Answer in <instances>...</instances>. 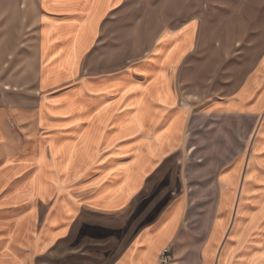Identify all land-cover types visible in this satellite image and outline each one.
<instances>
[{
  "label": "rangeland",
  "instance_id": "374dc122",
  "mask_svg": "<svg viewBox=\"0 0 264 264\" xmlns=\"http://www.w3.org/2000/svg\"><path fill=\"white\" fill-rule=\"evenodd\" d=\"M39 1L0 0V121L20 136L25 129L23 126L27 125L28 206L43 213L49 209L48 205L31 197L35 187L30 183L42 173L38 167L55 165L63 169L55 170L60 172L55 177L62 179L67 192L83 205L95 195L96 187L90 186L91 179L97 178L102 169H95L85 179L88 185H76L71 179L65 181L63 175L71 173L70 168L77 172L101 160H111L114 166L121 168L120 155L134 143L108 147V150L113 149L104 156L99 150L103 131L98 126L102 121L113 116L112 124L109 121L113 138L123 134L125 141H131L133 124L143 126L152 111L144 95L137 91L152 80L150 84L161 86L158 97L168 99L172 95L167 73L155 66L178 61V57H171L169 53L160 61L153 55L161 34L190 22H195L200 29L185 64L170 73L173 89L180 94L178 105L189 107L192 115L202 112L196 109L213 99L208 96L214 95L212 92L222 80H230L231 87H237L264 50V0H123L117 10L108 13L101 41L94 46L91 56L85 57V67L77 77L43 89ZM78 44L81 45L76 43L75 46ZM82 47H86L85 42ZM156 52L161 54L163 50L159 46ZM77 54L64 61L66 68L77 65ZM117 74L123 76L116 80ZM196 93L201 96L199 103L193 101ZM202 94L208 98H203ZM157 113L163 114V110ZM16 119L26 124L19 125ZM42 119L52 121L49 124L52 127L43 126ZM116 126L119 129L114 133L112 129ZM213 126L217 129L218 125ZM172 129L170 125L168 131ZM107 134L109 136L110 132ZM189 150L160 163L157 178L144 185L129 208L111 215L98 208L92 210L85 204L83 209L88 208L90 212L76 219L70 238L49 253L42 264H112L131 240V234L153 223L164 210V213L180 212L183 221L177 240L161 253L159 264H174L176 260L195 264V256L209 237L218 208L214 200L217 170L213 168V161L220 155L206 153L199 158L193 145ZM131 157V153H127L122 161ZM134 163L140 166L141 172L136 178L128 171L125 185L131 190L140 187L141 173L149 170L153 160L138 150ZM64 170L68 171L62 174ZM159 175L160 182L166 175V185L154 184ZM101 195L98 200L104 199ZM114 201L122 199H112Z\"/></svg>",
  "mask_w": 264,
  "mask_h": 264
},
{
  "label": "crops",
  "instance_id": "0c3cea01",
  "mask_svg": "<svg viewBox=\"0 0 264 264\" xmlns=\"http://www.w3.org/2000/svg\"><path fill=\"white\" fill-rule=\"evenodd\" d=\"M122 2L39 1V60L43 65L40 84L43 89L77 77L81 68L85 67V57L89 58L94 46L101 41L109 19L108 13L117 10ZM199 32L195 22H190L161 34L153 55L158 56L160 61L169 53L171 57H178V61L163 65L160 62L159 67L155 66L157 70L163 69L167 73L172 95L168 99L158 97L161 86L158 83L150 84L152 80L150 85H143L137 91L139 95H144L152 111L143 126L132 123L134 131L131 141H125L123 134L113 138L109 130V121L113 122V116L98 126L103 131L99 150L104 156L123 143L134 142L125 154L120 155L121 168L114 166L111 160H101L98 162L100 164L83 167L77 172H72L75 169L70 168L71 173L63 175L65 181L71 179L76 185H88L85 179L95 169H102L97 178L91 179L90 186L96 187L93 189L95 195L90 196L83 205L67 192L62 179L55 177L60 174L55 170L61 168L44 165L38 167V170H42L41 175L30 183L35 187L31 197L48 205L49 209L46 213L40 209H29L27 125L16 119L19 125L21 123L25 127L20 136L7 123L0 121V264H42L49 253L70 238L76 219L90 212L88 208L83 209L85 204H89L92 210L98 208L111 215L129 208L144 185L157 178L158 165L168 162L185 149L190 152V145H193L198 157H204L206 153L220 155L213 161V168L217 170L213 183L214 200L218 208L214 212L209 237L201 246L199 255L195 256V264H264V50L237 87H231L230 80H222L212 92L214 95L208 96L213 99L196 109L202 112L192 115L189 107L178 105L180 94L173 89L170 73L173 70L177 72L185 64ZM83 42L86 47H82ZM76 43L81 45L75 46ZM159 46L163 50L161 54L156 52ZM75 52L78 53L77 65L66 68L64 61L73 57ZM122 76L117 74L115 79ZM83 84L88 85L84 81ZM193 101L201 102L199 93H196ZM161 110L163 114H158ZM41 122L43 126L52 127L49 125L52 121L42 119ZM170 125L173 129L168 131ZM213 125H218L217 129ZM118 129L116 126L112 130L116 133ZM104 131L110 132L109 136ZM137 135L140 137H135ZM108 147L113 148L108 150ZM138 150L151 157L153 165L146 173H141L140 187L131 190L125 181L128 171L131 170L136 178L141 172L140 166L134 163ZM127 153H131L132 157L122 161ZM159 178L160 175L154 184H167L166 175H163L162 182ZM89 191L92 192V189ZM98 195L104 199L98 200ZM112 199L122 201L112 202ZM164 211L153 223L131 234V240L119 251L112 264H159L161 253L177 240L183 221L180 212ZM125 238L128 239L127 236ZM251 243L255 246H251ZM174 264L183 262L176 260Z\"/></svg>",
  "mask_w": 264,
  "mask_h": 264
}]
</instances>
